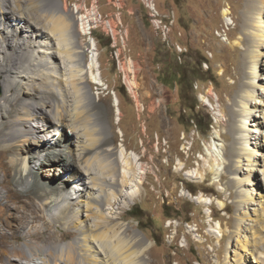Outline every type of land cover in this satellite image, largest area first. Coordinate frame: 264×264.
<instances>
[{"label":"rangeland","instance_id":"1","mask_svg":"<svg viewBox=\"0 0 264 264\" xmlns=\"http://www.w3.org/2000/svg\"><path fill=\"white\" fill-rule=\"evenodd\" d=\"M59 1L65 4L67 10H75V15L79 16L78 20L75 18L79 29L82 17L89 23V19L91 21L97 16V7L91 5V0H86L87 5L80 7L77 6L78 0ZM157 3L163 12L175 10L177 23L174 36L187 48V52L180 60L163 44L167 34L154 28L148 11L144 9L148 6L141 0H124L123 20L128 37L121 60L123 68L132 78V90L124 82V72L120 69L110 38L101 32L103 22L91 29L88 24L87 34L77 29L80 40L94 42L97 46L98 72L103 84L87 80V85L109 124L112 146L116 150L124 145L128 151H136L146 171L141 195L130 206L117 210L122 211L121 219L131 225L129 232L137 230L152 242L149 249L152 264H224L230 236L226 229L234 230L238 213L244 216L245 211L238 209V192L231 178L232 170L225 161L234 159L235 145L240 146V143H236L240 134V101L250 80L249 70L256 44L253 18L260 8L264 11V0H158ZM99 5L103 13L113 10L108 0H99ZM227 9L229 12L224 15ZM229 17H232V21H229ZM226 21H229L228 27ZM222 28L227 30V40L217 34ZM7 50H12V47L7 45ZM91 54L87 51V59ZM262 64L264 68V62ZM182 72H185L187 79L191 78L193 84L187 80L183 83L180 81L179 74ZM205 72H209L208 78ZM261 73H264V69ZM256 101L263 102L260 108L264 112L262 91H257V97L253 99V102ZM194 103L196 107L193 110L191 106ZM261 109L255 110L251 118L253 124L259 119L258 115L262 116ZM193 114H200L205 133H201L191 120ZM260 120L264 121V118ZM37 122L46 121L39 117ZM253 124L250 126L254 129ZM258 129L262 131L260 141L263 144L259 152L264 154V122ZM68 131L71 133L70 128ZM40 133L49 134L48 130H41ZM24 138L19 141L22 146L16 148L13 145V152L0 154V221L6 212H14V208L7 207L12 204L6 195L7 185L15 191H29L30 195H35L34 187L22 190L14 175L9 176L4 172L11 156L27 150L28 142L25 143ZM44 157L46 152H41V158ZM259 161V166L264 169L262 159ZM59 162L63 161L56 163ZM212 163L219 166L222 174L212 169ZM259 166L253 176L255 192L261 190L264 193V176ZM7 177L9 180L5 183ZM40 177L45 179L43 175ZM220 179L223 184L219 183ZM200 194L206 195L198 197L201 203L192 198ZM208 197L216 200L204 204L210 202ZM256 199L258 203L264 200ZM220 202L224 204L220 205ZM260 203L250 205L259 210H249L251 215L246 217L241 229V239L250 241L249 245L256 251H264L261 239L264 235V205ZM208 212L214 217L213 221L209 222ZM135 213L139 216L135 217ZM39 221L45 229L44 219ZM13 223H19L21 227L24 224L16 220ZM216 224H220L223 230H220V235L211 230ZM30 228L32 223L25 225L24 233H18L0 225V264L30 262L26 257L8 258L4 249L10 246L26 241L48 242V232L38 237H26V231ZM51 230L55 233L51 241L65 231L55 225L50 226ZM237 239L238 236L234 238L235 248L239 249Z\"/></svg>","mask_w":264,"mask_h":264},{"label":"bare ground","instance_id":"2","mask_svg":"<svg viewBox=\"0 0 264 264\" xmlns=\"http://www.w3.org/2000/svg\"><path fill=\"white\" fill-rule=\"evenodd\" d=\"M141 1L155 7V0ZM228 12L227 9L223 13ZM75 18L79 19L75 10H67L59 0H0V154L13 152V145L22 146L19 141L25 137L27 150L11 156L9 165L3 163L4 172L9 176L13 174L22 190L30 186L35 189L32 196L29 191H15L6 184V195L12 201L7 207L14 208V212H6L0 225L24 233L25 225L32 223L26 237L48 232V242L26 241L4 252L8 258L30 259L28 264H152L149 257L152 242L137 230L129 232L131 225L121 219L122 211L117 210L130 206L142 193L146 171L139 162L141 156L134 150L128 151L124 145L114 149L109 124L87 85V80L103 84L98 72L97 46L94 42L80 40L77 31L87 34L88 24L91 29L101 25L102 20L95 19L96 16L93 23L90 19L88 23L82 17L79 29ZM150 18L154 28L167 34L164 27H158L160 15ZM253 19L256 44L250 80L240 101V134L236 140L240 146L235 145V158L225 161L232 170L231 178L238 192V209L245 211L244 216L238 213L234 230L226 229L230 236L224 264L264 262V251H256L249 245L250 241L241 239L243 222L251 215L249 210L258 209L250 205L260 202L264 205V200L256 201L257 197L264 199V193L255 192L253 178L259 160L262 159L264 165V154L259 152L263 147L262 131L258 129L264 122L260 120L264 118L260 108L263 102H253L257 91L264 93L262 8ZM7 45L12 50L8 51ZM87 51L92 53L88 59ZM259 109L262 116L258 115L259 119L253 124L251 118ZM119 114L121 116V110ZM39 117L46 122H37ZM41 130H48L49 134H41ZM41 152H46L43 159ZM60 160L63 162L56 163ZM259 167L264 176V169ZM212 169L222 174L215 163ZM60 175L61 180L57 181ZM8 180L7 177L5 183ZM219 183L223 184L222 179ZM208 199L210 202L204 204L216 200ZM40 219H44L47 229ZM13 220L24 223L23 227ZM52 225L65 230L54 241L51 237L55 233L49 231ZM220 228L221 225L216 224L211 230L220 235ZM69 236V241L63 242ZM237 236L239 249L235 248ZM261 239L264 243V235Z\"/></svg>","mask_w":264,"mask_h":264},{"label":"built area","instance_id":"3","mask_svg":"<svg viewBox=\"0 0 264 264\" xmlns=\"http://www.w3.org/2000/svg\"><path fill=\"white\" fill-rule=\"evenodd\" d=\"M158 0H155V7H144L145 10L148 11V15L153 17V15H160V24L158 27H164L166 33H167V41H162L163 44L170 50H172L173 53L177 55V57L182 60V56L184 53L187 52V48L184 47L182 43H180L176 37L174 36V27L177 23V14L175 10L169 9L166 12H163L158 7ZM108 2L112 5V11L109 13H103L100 9L99 0H91V5H94L97 7V18L95 19H101L103 22V31H101L105 36L110 38L111 45L115 48V56L119 62V66L121 71L124 72L123 78L124 82L127 84L128 89L132 90V78L129 77V74L126 72V70L122 66V50L125 51L127 48L126 45V38L128 37V34L125 33V22L123 20V9H124V0H108ZM77 5V4H76ZM80 5H87L86 0H78V7ZM229 21H232V17H229ZM229 21L225 22L226 27L229 25ZM93 23V20H91ZM227 30L225 28H222L217 31V34L224 40H227L226 38ZM210 57L213 56L212 52H210ZM207 68L209 67L208 63L205 62ZM198 87V84L196 85ZM200 195H194L192 198L196 200ZM207 216L210 218V221H213L214 217L211 215V213H207ZM197 230V228H195Z\"/></svg>","mask_w":264,"mask_h":264},{"label":"trees","instance_id":"4","mask_svg":"<svg viewBox=\"0 0 264 264\" xmlns=\"http://www.w3.org/2000/svg\"><path fill=\"white\" fill-rule=\"evenodd\" d=\"M185 54V53H184ZM183 54V55H184ZM177 72H180L179 70H177ZM209 74V72H205V75H206V77H207V75ZM172 75V74H171ZM180 75V81L183 83V82H185V80H187L190 84H193V82H191V78H188L187 79V77H186V74H185V72H182V73H180L179 74ZM208 78V77H207ZM212 79V78H211ZM196 102V101H195ZM195 107H196V103H194L192 106H191V108L194 110L195 109ZM191 120H194V122H195V124L197 125V127H198V130L201 132V133H205V130L203 129V127H202V120H201V118H200V114H193L192 115V117H191ZM135 209V207H133V210ZM135 215V217L136 216H139V214L138 213H135L134 214ZM168 216H171V214H167Z\"/></svg>","mask_w":264,"mask_h":264}]
</instances>
